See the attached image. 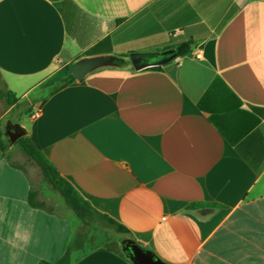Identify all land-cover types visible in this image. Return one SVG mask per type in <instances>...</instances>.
<instances>
[{"label":"crops","instance_id":"crops-1","mask_svg":"<svg viewBox=\"0 0 264 264\" xmlns=\"http://www.w3.org/2000/svg\"><path fill=\"white\" fill-rule=\"evenodd\" d=\"M107 38L91 58L112 64L67 83ZM0 87L30 104L8 123L123 241L166 264H264V0H0ZM56 192L0 152V264H133Z\"/></svg>","mask_w":264,"mask_h":264},{"label":"trees","instance_id":"trees-1","mask_svg":"<svg viewBox=\"0 0 264 264\" xmlns=\"http://www.w3.org/2000/svg\"><path fill=\"white\" fill-rule=\"evenodd\" d=\"M192 41L180 44L173 55L175 57H181L190 52L192 48ZM112 42L110 38L105 39L95 48L88 52L91 57L111 54ZM69 78L67 83L76 81V78L71 74L70 67L67 68ZM0 99L4 100L10 107L18 103L16 97L12 98V94L0 87ZM3 127L0 124V147L5 149ZM24 151L26 155L33 158L40 166L45 180L50 184L51 188L57 191L64 199L66 205L75 213V215L86 225L92 226L96 221H102L107 225L112 226L119 234L127 236L130 234L129 230L123 225L119 224L115 220L97 212L86 200H84L75 188L64 178H62L59 172L53 167L48 159L35 148L29 139L23 137L16 142ZM29 203L34 208H47V205L43 202H39L38 193L36 191L31 192L29 197ZM72 252L69 250L63 256L61 260L56 263L43 262L42 264H71Z\"/></svg>","mask_w":264,"mask_h":264},{"label":"rangeland","instance_id":"rangeland-1","mask_svg":"<svg viewBox=\"0 0 264 264\" xmlns=\"http://www.w3.org/2000/svg\"><path fill=\"white\" fill-rule=\"evenodd\" d=\"M30 104H24L17 106L16 108L10 110V106L4 101L0 99V117L2 116V124L6 125L8 122H15L18 118L24 115L29 109ZM10 110V111H9ZM5 142V149L0 147V152L3 153L4 156L8 157L12 162L20 165L25 168L27 172L31 174L33 179L40 183V186L51 190V186L46 185V180L44 178L43 172L38 165V163L28 155H26L23 149L17 144H10L7 140L3 139ZM51 188V189H50ZM53 190V189H52ZM57 202L66 208L69 211L68 207L65 204L62 196L56 192L55 197L50 199V203L53 205H57ZM88 226V225H87ZM91 231H100V235L96 238L98 241L103 240L102 233L105 232L107 244L111 247L122 250L121 242L125 238L122 234H119L112 226L107 225L102 221H96L92 226H88ZM90 231V232H91Z\"/></svg>","mask_w":264,"mask_h":264},{"label":"water","instance_id":"water-1","mask_svg":"<svg viewBox=\"0 0 264 264\" xmlns=\"http://www.w3.org/2000/svg\"><path fill=\"white\" fill-rule=\"evenodd\" d=\"M135 69H143L156 64L150 62H141L139 58H132ZM111 60L105 58H88L82 59L71 67V74L77 80H83L90 72L111 65ZM26 131L19 125L7 124L6 138L10 144H15L19 139L23 138ZM122 252L133 264H166L161 261L154 253L148 251L132 240H125L121 243Z\"/></svg>","mask_w":264,"mask_h":264},{"label":"built area","instance_id":"built-area-1","mask_svg":"<svg viewBox=\"0 0 264 264\" xmlns=\"http://www.w3.org/2000/svg\"><path fill=\"white\" fill-rule=\"evenodd\" d=\"M199 57V56H198ZM34 117H36V115H34Z\"/></svg>","mask_w":264,"mask_h":264}]
</instances>
